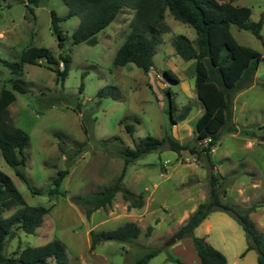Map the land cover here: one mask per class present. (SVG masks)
<instances>
[{"label":"rangeland","instance_id":"rangeland-1","mask_svg":"<svg viewBox=\"0 0 264 264\" xmlns=\"http://www.w3.org/2000/svg\"><path fill=\"white\" fill-rule=\"evenodd\" d=\"M233 3L250 7L251 21L264 16V0ZM52 10L66 17L69 7L64 0H0V92L3 88L11 89L13 80L26 87L25 92H15L16 100L9 109L14 123L30 136L23 170L29 185L41 192L31 191L6 162L1 150L0 169L13 179L28 205L50 208L34 233L17 229L15 236L6 240L4 252L9 255L27 246L60 239L66 245L71 264H134L155 248L161 251L147 264H198L192 238L177 240L174 233L186 223V215L209 200L211 169L204 153L185 150L179 155L165 147L129 164L123 182L133 191L143 193L145 204L141 208H129L119 192L111 205L87 217L84 208L71 201V197L90 194L113 183L125 165L117 152L119 147L134 148L135 142L147 136L163 138L167 133L191 147L202 146L195 139V124L204 112L195 88V60L183 59L173 46L178 35L195 40V28L166 10L165 20L170 29L159 35L154 68L147 74L133 63L114 64L115 55L130 32L133 10H122L97 34L95 45L74 44L72 34L80 17L64 18L59 22L66 36L63 47L52 29ZM231 32L238 43L260 51L264 57V45L254 34L236 25L231 26ZM33 46L50 49L57 59L60 54L71 56L64 83L57 82L56 72L45 60L40 64L24 63L19 74L3 64L2 60L20 62L23 51ZM165 69L173 70L180 81H169L164 76ZM263 82L264 60L253 84L234 98L233 123L238 130L222 134L211 151V160L222 182V200L242 212L250 210V218L264 232ZM169 87L177 105L176 117L187 105L191 107L188 116L176 124H172L168 111ZM102 88L114 91L117 97H99ZM82 116L91 128L90 139L84 131ZM126 123L134 124L133 136L127 132ZM56 133H61L64 146L74 155L71 164L60 152L61 139ZM101 140H106L107 145H100ZM67 168L69 174L60 187L62 194L51 196L53 179L59 170ZM21 207L14 206L3 216L9 217ZM210 218L213 224L206 240L227 256L228 264H258L256 259L252 260V254L242 256L247 238L236 219L219 210L213 211ZM128 221L141 229L135 242L106 240L91 249L92 230H113ZM150 226L153 229L148 232ZM203 232V226L195 230L198 236L206 234Z\"/></svg>","mask_w":264,"mask_h":264},{"label":"trees","instance_id":"trees-1","mask_svg":"<svg viewBox=\"0 0 264 264\" xmlns=\"http://www.w3.org/2000/svg\"><path fill=\"white\" fill-rule=\"evenodd\" d=\"M35 2L36 0H32ZM69 7L66 17L79 16L80 23L72 34L74 44L85 42L95 45L98 42L97 34L112 23L117 15L124 9L134 11L130 22V32L118 49L114 64L123 66L133 63L150 73L154 68V55L157 52L158 38L160 34L169 31L166 23V10L177 19L193 26L197 33L195 40L185 35H178L173 46L176 53L185 60H195V88L204 112L195 124L196 141L202 146L197 149L182 143L173 134L167 133L163 138L147 136L135 147H119L117 152L124 159V168L113 183L93 193L71 197V201L84 208L87 217L100 208L111 205L117 193H122L123 199L128 202L129 208H141L145 204L143 193H137L124 185L123 179L126 168L144 155L162 151L165 147L179 155L189 150L193 154L204 153L210 164L209 173V200L200 204L175 233L179 240L191 237L196 252L200 258V264H228L227 256L210 244L205 237L195 234V229L213 211L227 212L243 227L247 248L256 250L258 264H264V232L261 231L250 218V210L242 212L235 205L224 202L221 198L219 187L222 182L214 172L215 163L211 160V151L216 146L224 132H236L238 126L233 123V104L236 94L254 82L259 64L264 60L262 53L249 46L238 43L231 32V26L250 31L264 45L262 34L264 16L258 21H251L252 9L248 6L235 5L233 0H64ZM32 10V9H31ZM52 29L59 38V46L63 47L65 34L59 26V22L66 17L59 16L55 10L51 11ZM45 60L47 66L56 72L57 82L64 83L69 73L72 58L67 54H60L57 59L50 49L46 47H29L21 55L20 62L2 60L12 73L19 74L23 70V64H40ZM63 62V67L60 63ZM164 76L172 82H179L180 78L171 69L164 70ZM83 82L80 91L83 89ZM264 86V82L262 83ZM26 87L19 81L13 80L12 88H3L0 92V150L6 162L15 169L16 174L29 185L23 167L27 162L25 153L30 143L29 134L18 127L12 118L9 106L16 100L15 92H25ZM167 93L170 100L168 111L172 124L184 120L190 113L191 107L187 105L185 111L175 116L177 105L173 92L169 87ZM99 97H117V94L106 88L98 92ZM126 118L122 120L124 122ZM84 131L91 138V128L84 116H82ZM127 132L133 136L135 126L126 123ZM61 139L59 149L71 164L74 155L64 146L61 133H56ZM102 146L107 145L106 140L99 141ZM83 147L79 148L81 150ZM69 174V168L59 170L53 179V187L49 190L51 196L62 194L61 184ZM225 178V176H222ZM32 192L40 193V189ZM14 206H22L9 217L3 213ZM50 211L49 207L39 205L30 206L26 203L22 193L13 179L0 169V264H71L68 259L66 245L60 239H54L46 244L27 246L21 251L6 254L5 243L8 238L15 236L17 229L27 233H34L42 224L44 217ZM153 229L148 228V232ZM141 233L139 225L128 221L113 230L91 231V249L102 241L115 240L125 243H133ZM161 251L160 248L152 249L139 258L134 264H147Z\"/></svg>","mask_w":264,"mask_h":264},{"label":"crops","instance_id":"crops-1","mask_svg":"<svg viewBox=\"0 0 264 264\" xmlns=\"http://www.w3.org/2000/svg\"><path fill=\"white\" fill-rule=\"evenodd\" d=\"M190 215V214H189ZM189 215H186L187 216V218L189 217ZM212 220H211V218H210V214L201 222V224L196 228V229H198V228H200L201 226H203L204 227V231L205 232H203V233H206V234H201V236H205L206 237V239L208 240V238H207V233L211 230V228H212ZM195 229V230H196ZM254 252H256L255 250H249V251H247L246 253H247V255L248 254H252V260L253 261H255V259H256V261H257V263H258V254L256 253H254ZM245 253V254H246ZM198 255V254H197ZM244 256V255H243ZM198 264H200V258H199V256H198ZM253 264H256V262H253Z\"/></svg>","mask_w":264,"mask_h":264},{"label":"built area","instance_id":"built-area-1","mask_svg":"<svg viewBox=\"0 0 264 264\" xmlns=\"http://www.w3.org/2000/svg\"><path fill=\"white\" fill-rule=\"evenodd\" d=\"M60 66H62V67H63V62H61V63H60Z\"/></svg>","mask_w":264,"mask_h":264},{"label":"water","instance_id":"water-1","mask_svg":"<svg viewBox=\"0 0 264 264\" xmlns=\"http://www.w3.org/2000/svg\"><path fill=\"white\" fill-rule=\"evenodd\" d=\"M59 39V38H58ZM175 240V238L173 239V241Z\"/></svg>","mask_w":264,"mask_h":264}]
</instances>
